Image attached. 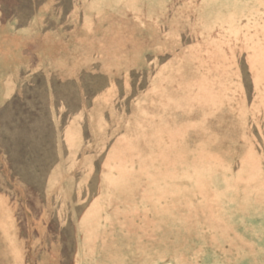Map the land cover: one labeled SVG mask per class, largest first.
Here are the masks:
<instances>
[{"label":"rangeland","instance_id":"374dc122","mask_svg":"<svg viewBox=\"0 0 264 264\" xmlns=\"http://www.w3.org/2000/svg\"><path fill=\"white\" fill-rule=\"evenodd\" d=\"M116 1L0 0V264H264V0Z\"/></svg>","mask_w":264,"mask_h":264},{"label":"crops","instance_id":"0c3cea01","mask_svg":"<svg viewBox=\"0 0 264 264\" xmlns=\"http://www.w3.org/2000/svg\"><path fill=\"white\" fill-rule=\"evenodd\" d=\"M172 0H134V2L137 3H141L143 4V6H145V4L148 6V10L149 8L151 9L150 11H154V13H149V15L151 16H155L156 13L155 11H159V12H163L171 3ZM124 0H117L115 7L117 8H123L125 6V4L123 3ZM145 3V4H144ZM135 7H137V5H134ZM142 6V5H140ZM10 94H8L9 96Z\"/></svg>","mask_w":264,"mask_h":264}]
</instances>
